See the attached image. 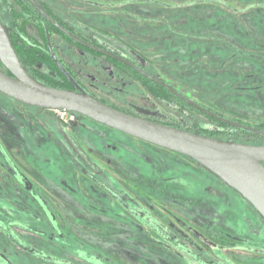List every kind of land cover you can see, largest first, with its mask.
I'll use <instances>...</instances> for the list:
<instances>
[{
  "label": "rangeland",
  "instance_id": "374dc122",
  "mask_svg": "<svg viewBox=\"0 0 264 264\" xmlns=\"http://www.w3.org/2000/svg\"><path fill=\"white\" fill-rule=\"evenodd\" d=\"M41 1L74 31L93 33L112 51L128 58L144 55L147 72L164 78L183 97L228 117L264 121V10L256 9L254 17L232 15L218 4L163 9L99 3L111 0ZM5 2L18 28L34 43H44L32 13L17 0ZM3 19L8 22L6 11ZM196 30L204 39L185 36ZM51 36L55 51L82 84L78 91L103 97L124 111L131 106L122 99H129L143 117L177 114L170 97L156 95L159 89L57 32ZM33 68L58 81L45 57L35 60ZM189 114L202 127L212 125L197 112ZM58 119L54 111L24 108L0 94L1 264H49L42 253L62 264H188L175 253L194 249L195 236L209 224L246 235L245 246L255 241L259 248L256 253L230 251L217 264H264L263 220L210 171L89 119ZM70 137L79 139L89 156H77ZM96 170L105 177L94 183L89 174ZM203 185L224 194L232 209L216 204ZM250 227L255 237L249 235ZM179 234L187 237L186 248H176L172 241L166 245L165 238L177 240ZM217 238L212 237L238 244L237 239ZM182 254L196 261L192 253Z\"/></svg>",
  "mask_w": 264,
  "mask_h": 264
},
{
  "label": "water",
  "instance_id": "95a60500",
  "mask_svg": "<svg viewBox=\"0 0 264 264\" xmlns=\"http://www.w3.org/2000/svg\"><path fill=\"white\" fill-rule=\"evenodd\" d=\"M28 1L39 10V13L53 22L34 0ZM65 33L91 49L108 54L104 50L84 43L66 31ZM110 56L139 70L136 66L114 55ZM0 64L4 68V70L0 69V92L4 95L25 105L41 109L67 110L77 113L108 128L185 156L237 191L264 220V145L221 140L186 131L123 112L97 100L88 93L48 86L35 79L23 66L13 47L9 31L1 19ZM141 73L208 117L235 125L185 99L166 83L144 72ZM260 133L264 134V132Z\"/></svg>",
  "mask_w": 264,
  "mask_h": 264
},
{
  "label": "flooded vegetation",
  "instance_id": "af4514ba",
  "mask_svg": "<svg viewBox=\"0 0 264 264\" xmlns=\"http://www.w3.org/2000/svg\"><path fill=\"white\" fill-rule=\"evenodd\" d=\"M22 1L29 2L28 0H19L18 2H20L21 4H23ZM84 1H87V0H84ZM88 1L91 2L90 0H88ZM35 2H36V4L44 12L51 13V11L49 10L48 6L44 2H42L41 0L40 1H37L36 0ZM31 6H32L31 12H34L35 16L37 18H39L38 21L41 23V24H34V25L38 29H41L42 30V33L44 35V43H42V44H37V43H34L32 40H30L29 37L25 34V32L24 31H21L18 28L17 24H10L9 13L7 11L6 5L3 2H0V19L2 20L3 24L7 28H9L10 33H11V41H12L13 47H14V44H15V49H20L24 43L29 44V42H30L32 44L33 48L36 50V54L39 55V57H45L46 59H48L50 61V64H51L53 70L56 72V74L58 76V81L53 82V81L47 80L46 78L41 77L36 72L35 69H32V73H33L32 75L38 81H41L42 83H45L46 85H48V84L56 85V86H58V88L71 89V90H74V91H78L79 88H82V84H81L80 80L78 79V77L75 76V74L73 73V71L69 68V66L65 63V61L62 59V57H60V55L54 49V46L52 44V36H51L52 31H54V32H57L58 34L62 35L64 38H67V39L71 40L78 47L87 49L89 52L93 53L94 55H98V56L105 57L109 62L115 64L116 66H119L130 77L135 76L136 78H139L140 82H144V84H149V85L155 87L156 89H159L160 92H158L156 94L157 96L162 97V98H164L165 96H168V97H170V99L172 101H173V97H176L177 99H179L182 102H184L186 105L192 107L191 105L187 104L183 99H181L177 95H175L172 92H170L169 90H167L161 84L152 81L149 77H147V76H145V75H143L141 73V72H144L148 76H150V77H152V78H154L156 80H159L161 82L166 83L169 87H171V89L173 91H175L176 93H178L179 95H181L177 90H175L174 88H172V86H170L164 78L151 75L149 72H147V69H146L147 64L145 63V61L147 59H146V57L144 55H136V57L139 56L137 58L135 56H132L131 58H128V57H126L124 55H121L117 51H114V50L112 51L109 48V46H108L107 43L103 42L101 39H99V37L95 36L93 33H87L86 35H84L82 33L76 32L68 24H65V22L63 23L53 13H52V15H53L52 17L56 21H53L52 22V21L48 20L47 18H45L44 15H42L41 13H39V10L33 4H31ZM26 8L29 10L28 7H26ZM3 11H6V14L8 16V22H6L3 19ZM65 31L68 32V33H70L72 36H75L76 38L80 39L81 41H83L86 44L93 45V46H95V47H97V48H99L101 50L106 51L109 55L106 54V53L98 52V51H96L94 49L89 48L88 46H85V45L77 42L76 40L72 39L69 35H67L65 33ZM15 37H18V39L20 40V41H18L19 43L18 42L16 43V41L14 40ZM50 48H51L52 52H51ZM110 55H114V56H116V57H118V58L126 61L127 63L136 66L139 70H136V69L132 68L128 64H126V63H124V62H122L120 60H117V59L111 57ZM1 67L2 68H0V69L1 70H4V68H3L2 65H1ZM87 91L92 92L90 90H87ZM92 93H94V92H92ZM0 94L3 95V96H5V97H7V98H10V97L4 95L1 92H0ZM91 96H93V95H91ZM93 97L96 98L95 96H93ZM100 98L101 99H98V98H96V99L99 100V101H101V102H103V103H105V104H107V105H109V106H112L114 108H117V109H119V110H121L123 112L129 113V114H132V115H135V116H138V117H142V118H145V119H148V120H151V121H154V119L155 120H159L162 117H179V118L182 117L181 116L182 114L179 113V112H177L174 109L175 108V105L171 101H168V103H169V105H171L173 107V109L176 111L177 114L171 115V116L170 115H164V116H162V115H156V116H147V115H145V117H143V116L140 115V113L137 110H135V108H137L139 106L134 105L131 102H129V99H122L123 102H125L126 104H128V105L131 106V110L126 109L127 111H124L123 109H121L120 107H118L119 105H117V104L114 105L113 103H108V101L106 99H104L103 97H100ZM10 99H12V98H10ZM185 99H187V98H185ZM12 100H14V99H12ZM187 100H189V99H187ZM14 101H16V100H14ZM189 101H191V100H189ZM16 102L19 103L21 105V107H24V108H35V109L37 108V109H40L41 111H54V110H46V109H41V108L34 107V106L25 105V104L20 103L18 101H16ZM191 102L197 104L195 101H191ZM120 106L122 107L123 105H120ZM192 108L195 111H198L194 107H192ZM72 113H74V112H72ZM75 116H80V117H83L85 119H89V118H86V117H84L82 115H79L77 113H74V118H75ZM188 116L191 117L190 114ZM89 120H91V119H89ZM91 121H93V120H91ZM58 122L61 123L62 121L58 119ZM93 122H95V121H93ZM155 122H158V121H155ZM95 123H97V122H95ZM97 124H99V123H97ZM100 125H102V124H100ZM102 126H104V125H102ZM104 127H106V126H104ZM106 128H108V127H106ZM108 129H111V128H108ZM111 130H114V129H111ZM114 131H116V130H114ZM117 132H119V131H117ZM122 134H124V133H122ZM69 139H70L69 142L72 144V146L75 145L76 151H75V149H74V151H75V153H76L77 156H80V157H83L81 155H86V157L89 156V152H87V151L82 152V151H84V149H83L84 144L79 139H77L76 137H72V138L70 137ZM183 157H185V156H183ZM83 159L85 160V158H83ZM189 160H191V159H189ZM91 168L94 169L93 167H91ZM80 169L82 170V168H80ZM101 175L103 177H105L104 176V172H101L100 170H96V171H94L93 174H89V178L94 182V180L98 176H101ZM103 181H104V179H103ZM202 188L203 189H206V190H208L210 192H212L211 194H213L215 196L214 198L216 200H214V201H215L216 204L224 205V208L225 209H232L231 208V205L229 204V202H227V200H225V198H224L225 195L224 194L218 192V190L217 191H214V189L212 187H206L205 188V185H203ZM240 198H242V201H244L245 203H247L252 208V210L255 213H257L255 211V209L241 195H240ZM240 206L241 205H239V208H240ZM242 210H244V207L242 208ZM193 212L194 211H192V213L190 214L191 215V218H192V216L194 214ZM239 212H240V209H239ZM195 216H196V214H195ZM197 221H198V219H197ZM263 222H264V220H263ZM194 224L195 223H193V225ZM216 225L209 224V227L207 229L200 228L199 235H196L195 236L196 237V243H197V245L196 244L194 246L192 245L194 247V249L192 248V250H188L187 251V249H186V250L183 251V252H188V253L190 252V253H192L191 255H193V259L196 260L198 263L196 261L194 262V261L188 260L187 259V256H184L182 254L183 252H181V253L179 252V253H175V254L179 255L180 258L183 259V260H185L188 264H195V263H197V264H217V261L216 260L219 259V257H221V256H226L228 254V252H230V251L233 252V253H241V252H246V251L247 252H255L256 253L257 250H259V248H257V244H256L255 241H254V243L250 244V248L249 247L247 248L245 246L246 240L249 239V238H247L246 235L229 234L228 231H224L223 229L219 228L218 227V224H216ZM214 226H216V228ZM190 227L193 230L192 223L190 224ZM187 230H188V228H187ZM249 235L250 236H253V237L256 236V230H255V228H251V230H249ZM182 236H183V234H179V237L177 238V240H173L171 238H165L166 241L168 242L166 245L169 246L170 245L169 243L172 241L174 243V246L176 248H178V246L181 249L183 247L186 248L185 245H184V242L185 241L183 239L184 238L187 239V237H184L183 238ZM213 236H216L218 238H221V241H225V242H226V240L224 239L225 236L228 239L231 238V240L237 239L236 242L238 244L234 245V243H233L232 245H226V244H224L223 242H220V241L219 242L218 241L214 242L213 239H212ZM41 257L47 258L49 264H55V263L56 264H62V262L60 260H57L55 262L53 260H51V258H53V257L51 255H48L47 253H42ZM0 264H1V262H0ZM65 264H73V263L72 262H68L67 260H65Z\"/></svg>",
  "mask_w": 264,
  "mask_h": 264
},
{
  "label": "trees",
  "instance_id": "16d2710c",
  "mask_svg": "<svg viewBox=\"0 0 264 264\" xmlns=\"http://www.w3.org/2000/svg\"><path fill=\"white\" fill-rule=\"evenodd\" d=\"M0 2H3L6 5L5 0H0ZM91 2L93 4L97 3L96 1H93V0ZM22 3L24 4L25 7H28L29 11L31 12V8H32L31 4L26 1H22ZM99 3L102 5L108 6V8H120L122 6L131 5V4L132 5L133 4H144V5H149V6L162 7L163 9H176V8H181L187 5L207 6V5L218 4V5H222V8H227L228 12L231 13L232 15H237L239 13L245 14L248 12V13H253L254 17L257 16L256 15L257 12L255 11L256 9H259L258 11H261V12L264 10V0H237V4H232V2L229 0H190L189 2L178 1V0H115V1L111 0V1H102ZM6 8L9 13V17H10V24H16L15 19H13L12 11L8 8L7 5H6ZM31 13L34 16L35 22L37 24H41L38 21L39 18L35 16L34 12H31ZM217 13H220V12L217 11ZM46 14L53 21H56L52 17L53 16L52 13L47 12ZM163 23L165 24V22ZM7 29L9 31V35L11 38L10 30L9 28ZM185 36H188L191 38H197V39L198 38L204 39L202 36H200L199 31L197 30L193 31V33H190V35L187 34ZM260 44L263 45V50H264V38L261 39ZM14 49H15V44H14ZM15 51L21 63L23 64V66L27 69L29 74L32 75L33 74L32 69H34L33 64L35 60L37 61L39 59V56H37L36 50L33 48L32 44L30 42L29 44L24 43L20 49H15ZM0 68H2L1 65H0ZM48 85L53 86V87H58L56 85H51V84H48ZM171 102L174 103L175 105L174 109L177 112L181 113L182 117L180 118L179 117H162L159 120L154 119V121H158L165 125H169L172 127H176V128L194 132V133H199L201 135H205V136L216 138V139L234 140V141L243 142V143L250 144V145H264V134L260 133V132H264V121L250 123L249 121H246L241 116L228 117L224 115L223 113L215 111L214 109H212L211 107L207 105H204V104H201L195 101L199 106L235 124V125H231L228 123L215 120L211 117H208L207 115H205L204 113L200 111H195L192 107L186 105L184 102L177 99L176 97H173V101ZM192 111L197 112L201 114L202 116H204L206 119H208L212 123V125L207 126V127H202L198 125L196 122H193L191 117L188 116L189 113H191ZM248 128L254 129L255 131L248 129ZM51 260L54 261V256L53 258H51Z\"/></svg>",
  "mask_w": 264,
  "mask_h": 264
},
{
  "label": "built area",
  "instance_id": "2783aa9c",
  "mask_svg": "<svg viewBox=\"0 0 264 264\" xmlns=\"http://www.w3.org/2000/svg\"><path fill=\"white\" fill-rule=\"evenodd\" d=\"M59 120L62 122H70L74 119V113L67 110H54Z\"/></svg>",
  "mask_w": 264,
  "mask_h": 264
},
{
  "label": "crops",
  "instance_id": "0c3cea01",
  "mask_svg": "<svg viewBox=\"0 0 264 264\" xmlns=\"http://www.w3.org/2000/svg\"><path fill=\"white\" fill-rule=\"evenodd\" d=\"M240 30H242V28L239 27V28H238V31H240ZM233 36L235 37V35H233ZM222 43H224V42H222Z\"/></svg>",
  "mask_w": 264,
  "mask_h": 264
}]
</instances>
